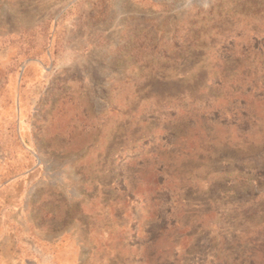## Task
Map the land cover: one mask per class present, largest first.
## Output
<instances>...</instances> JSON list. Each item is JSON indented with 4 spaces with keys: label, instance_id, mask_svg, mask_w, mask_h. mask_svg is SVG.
<instances>
[{
    "label": "rangeland",
    "instance_id": "1",
    "mask_svg": "<svg viewBox=\"0 0 264 264\" xmlns=\"http://www.w3.org/2000/svg\"><path fill=\"white\" fill-rule=\"evenodd\" d=\"M264 264V0H0V263Z\"/></svg>",
    "mask_w": 264,
    "mask_h": 264
},
{
    "label": "crops",
    "instance_id": "2",
    "mask_svg": "<svg viewBox=\"0 0 264 264\" xmlns=\"http://www.w3.org/2000/svg\"><path fill=\"white\" fill-rule=\"evenodd\" d=\"M0 264H12V263H10V259L3 258Z\"/></svg>",
    "mask_w": 264,
    "mask_h": 264
}]
</instances>
